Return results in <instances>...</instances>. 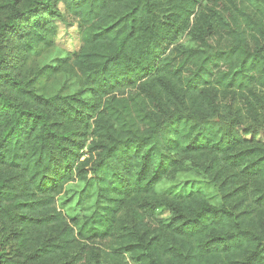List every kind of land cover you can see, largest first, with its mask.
<instances>
[{
  "label": "trees",
  "instance_id": "trees-1",
  "mask_svg": "<svg viewBox=\"0 0 264 264\" xmlns=\"http://www.w3.org/2000/svg\"><path fill=\"white\" fill-rule=\"evenodd\" d=\"M263 10L0 0V264H264ZM58 23L79 46L40 65ZM73 181L95 198L67 218Z\"/></svg>",
  "mask_w": 264,
  "mask_h": 264
},
{
  "label": "rangeland",
  "instance_id": "rangeland-1",
  "mask_svg": "<svg viewBox=\"0 0 264 264\" xmlns=\"http://www.w3.org/2000/svg\"><path fill=\"white\" fill-rule=\"evenodd\" d=\"M251 1L255 6L262 7L254 0ZM264 12V10H263ZM58 35H57V47L46 53H37V60L40 65H54L59 59L66 56L67 52L75 51L80 43L79 35L74 24L68 25L64 23H58ZM60 82L62 83V93L70 94L79 89V83L77 78L66 72H62L58 75ZM251 124L250 121H245V126ZM251 135H246V138H255L264 143V130L262 128H253ZM95 198V188L92 183L84 185L81 182L73 181L66 185L63 194L58 196L57 205L67 218H73L84 213H88L92 209V205ZM166 212L159 209V218L165 217Z\"/></svg>",
  "mask_w": 264,
  "mask_h": 264
}]
</instances>
